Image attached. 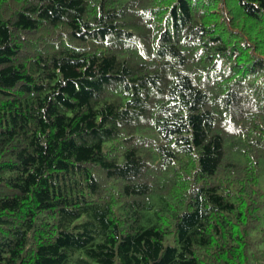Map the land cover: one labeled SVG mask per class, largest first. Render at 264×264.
<instances>
[{
  "label": "trees",
  "instance_id": "16d2710c",
  "mask_svg": "<svg viewBox=\"0 0 264 264\" xmlns=\"http://www.w3.org/2000/svg\"><path fill=\"white\" fill-rule=\"evenodd\" d=\"M261 160L264 0H0V264H264Z\"/></svg>",
  "mask_w": 264,
  "mask_h": 264
},
{
  "label": "rangeland",
  "instance_id": "374dc122",
  "mask_svg": "<svg viewBox=\"0 0 264 264\" xmlns=\"http://www.w3.org/2000/svg\"><path fill=\"white\" fill-rule=\"evenodd\" d=\"M260 166H261L262 173H263L262 174L263 179H261L260 184L264 188V160H261V165ZM170 241H171V237L167 236V239H166L165 243L170 242Z\"/></svg>",
  "mask_w": 264,
  "mask_h": 264
}]
</instances>
